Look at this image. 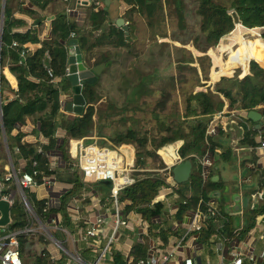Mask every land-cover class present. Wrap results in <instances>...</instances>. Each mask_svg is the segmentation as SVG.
I'll return each instance as SVG.
<instances>
[{
	"label": "trees",
	"instance_id": "1",
	"mask_svg": "<svg viewBox=\"0 0 264 264\" xmlns=\"http://www.w3.org/2000/svg\"><path fill=\"white\" fill-rule=\"evenodd\" d=\"M124 1L131 5L130 11L136 9L145 16L147 25L151 27V32L156 24L164 22L166 18L168 22L174 19L177 28L184 30L186 28V14L189 10L198 17V32L188 41H181V44L189 42L203 54L193 57L192 53L189 52L187 58L181 57L174 60L179 71L185 67L193 71L194 86L205 85L206 82H202V79L204 81L208 79L205 61L209 60V56L205 52L216 46L219 40L233 29L230 44H236L237 47L231 51L227 60L219 65L215 76L217 77L222 67L225 71H232L234 67L240 69V75L220 76L212 88H209L208 85L206 89H191L186 92L183 109L177 114L162 117L163 114L153 110L152 117L158 121L159 126L150 138L146 134L139 133L137 129L131 128L123 133L109 135L108 137L113 144L129 146L135 168H144L148 158H151L153 162L158 158L160 159L158 150L174 147L177 141L181 143L178 154L182 160L189 159L194 162L197 159L195 156L199 157L212 150L209 140L211 136L205 134V128L223 106L227 107V113L231 109H239L245 112L251 109L259 110V112L264 111V0ZM34 2H41L44 5L47 0H34ZM233 14L237 17L238 24H234ZM106 21L108 23L107 10H94L91 6L88 14L90 31L100 32L94 37L97 44H88L90 34L79 31L74 23L69 22L60 13L52 21V38L42 42L41 46L33 52L21 56L22 44L37 40L36 31L31 29L22 33L14 32L12 28L21 22L12 17L10 0H5L0 42V67L2 69L3 66L7 65L9 71L14 75L17 82L15 91L17 96L10 101L0 103V121H2L11 162L14 163L17 158H21L25 162L23 171L31 173L32 169H36L38 173L34 178L37 182H41L45 176H60L58 172L50 169L45 154L46 148L52 145V137L57 127L65 131L64 142L69 139L81 138L85 142H92L91 136L93 135L106 137L101 131L103 124L100 123L103 113L101 103L106 99L98 94L96 85L101 74L112 65L114 56L112 51L106 50L96 55L93 64H103L104 69L97 76L95 82L82 85L81 94L85 101L82 112L80 114L59 113V95L70 90L69 81L65 76V68L67 67V42L71 32L74 33L83 57H86V51L94 45L105 44L115 49H126L130 52L128 48L131 47V38L127 40L124 30L113 23L109 24L107 28L103 27ZM128 25V31L131 32V23L128 22ZM240 27L249 30L262 28L261 40L253 41L259 36L241 38ZM165 36L166 34L162 31L154 32L151 35V40L158 41L159 37L164 38ZM13 41L17 42L16 46H12ZM161 43L167 44L168 42ZM194 62L199 65L201 73L196 70L195 65H193ZM47 69H50V75ZM158 77L156 71L147 74L139 73L137 81L126 87V102H136L143 95L153 94L149 85L152 80ZM57 78L59 79L58 82L56 81ZM167 78L173 87L176 83L179 84L185 80L184 76L179 73L171 74ZM7 85L8 82L0 70V93L2 87ZM158 91H160L161 96L156 101L155 106L163 108L169 92L162 88ZM29 116H36L39 120V131L43 137L49 139L48 145L37 142H21L18 134L11 136V130L14 126L17 123H23ZM247 120L251 121L250 119ZM255 133L257 130L254 128H245L241 143L255 146L256 141L253 138ZM101 143L107 145L104 141ZM39 147L41 148L40 152L37 151ZM32 161H35L34 166L31 165ZM162 162L154 169L163 168L164 163ZM7 170L6 160L2 159L0 161V176ZM199 172L200 168H195L186 182L177 184L176 191L179 198L175 217L180 219L182 214L193 209L196 204L202 211L208 207H214L220 216H210L203 221L198 231L200 241L207 244L211 234L217 236L214 241L221 240L226 244L232 239H241L255 225L258 215H264V203H255L252 207L244 208L242 223H240L239 214L232 215L230 210L223 206L224 198H216L212 195L217 183L208 179L203 184ZM67 173L63 175L65 179L68 177L77 181L74 172ZM141 175V172L132 174L135 181L118 194L117 200L124 203L123 210L125 212H137L147 222L155 224L154 219L162 214L164 208V203L155 201V197L160 193L161 188L166 186V182L164 178L158 175V171H151L145 176ZM23 191L38 220L44 222L48 212L44 202L33 199L27 188ZM13 192L15 193L14 185H10L0 192L2 196L10 197L12 195V203L9 208L11 221L6 224L5 232L15 233L23 264H52L45 249L41 248L36 251L38 243L45 244L48 242L47 236L42 232L34 233L24 230L31 224L34 225L35 221L25 209L21 199L13 195ZM189 192H191L190 196L186 198V194ZM214 202L216 206H213ZM167 233V229H157L156 232L162 241H166ZM256 245L257 248L264 247V239L258 240ZM145 249L143 244H133L131 264H135L138 259L145 257ZM108 250L112 257V264L123 263L118 252H114L110 247ZM242 264L247 263L244 261ZM261 264H264V261Z\"/></svg>",
	"mask_w": 264,
	"mask_h": 264
},
{
	"label": "crops",
	"instance_id": "2",
	"mask_svg": "<svg viewBox=\"0 0 264 264\" xmlns=\"http://www.w3.org/2000/svg\"><path fill=\"white\" fill-rule=\"evenodd\" d=\"M1 6L2 0H0V29L2 30ZM10 6L12 17L21 22L12 28L14 32L22 33L31 29L36 31L37 40L35 42H25L22 44L26 47V54L33 52L41 46L42 42L52 38V21L60 13L63 14L69 22L74 23L79 31L84 34H90L88 36V44H97L95 43L94 37L97 36L100 31H90L91 26L88 22V14L91 6L94 10H107L108 23L106 21L103 27L107 28L108 25L112 23L116 25L115 22L118 18L123 19L128 30V22L131 23V32L128 31V39L131 38V47L128 48V50H133L138 43L143 44L144 41L146 43L151 42V27L147 25L145 16L136 9L130 11L131 5L124 0H83L80 4L76 3L75 0H47L44 5L41 4V2H34V0H10ZM165 22H168L167 18ZM69 37L75 38L74 33L73 37L70 35ZM169 37L170 35L167 33L164 38L166 39ZM256 40H261V38L259 37L253 41ZM106 50H110L113 54H117L114 51L120 50V48L115 49L105 44L99 46L94 45L86 51V57H83L82 54V59L88 66H94L95 64L93 63L96 59V55ZM0 70L8 82L7 86L2 87L0 93L1 103L16 98L17 95L15 91L17 89V82L7 65L3 66L2 69L0 67ZM229 72L231 71H225L222 67L217 77ZM56 81L58 82L59 79L57 78ZM71 99V90L62 92L59 95L60 114H72L66 110V105ZM221 110L224 111L226 116L223 121V128H217L216 132L209 137L212 150L199 156L201 158H206V162L203 166L200 165L198 159L194 161L191 173L195 168L197 169V167H199L200 178L202 172L205 174V179L202 181L203 184L208 179L217 183L212 195L216 196V198L226 199L228 201L226 203V209L237 211L240 216V223H242L244 208L247 206L252 207L255 203H264V177L261 170V161L256 157L254 146L241 143L245 128H254L255 130H257V128L256 123L252 121L246 120L243 122L240 120L238 116L241 115L243 111L231 109L227 113L228 110L225 106H223ZM233 110L239 112H235L231 115L230 113ZM243 114H247V112ZM39 126L40 122L36 116L26 117L23 123H17L14 126L11 130V136L18 134L20 135L21 142H37L39 144L48 145L49 139L43 137L39 131ZM64 136L65 131L57 127L52 137V145L48 146L45 150L50 169L58 172L60 176H45L43 180L46 181L39 182L37 185L27 188L30 196L33 199L42 200L48 210L44 222L39 221L38 218H35V216L29 212L35 221L34 225L31 224L27 227L30 229L29 232H42L48 238L47 243H38L36 245V251H39L41 248L45 249L52 264H100L96 263V259L99 252L105 247L106 238L112 235L115 229V218L117 214L126 221V225H118L116 231H114L113 241L107 246L103 264H112V257L108 250L109 247L114 252L120 254L123 261L122 264H131L133 259L132 246L135 243L144 245L146 248L145 256L169 250L176 240L184 234L185 228L192 221L194 212V208L189 209L182 214L180 219L175 217L178 210L179 195L176 191L177 183L173 181L171 171L164 172L167 173V176L164 178L166 182L164 188H168V190L160 191L162 193H159L155 197V201H162L164 203L163 212L158 218L154 219L155 224H150L137 212H125L123 210L124 203L118 202V195L116 197L112 196L110 186L101 181L93 179L85 180L82 177L75 166L76 160L72 144L76 139H69L64 142ZM94 137L95 139L104 138L93 135L91 136L92 141L95 140ZM253 138L254 141H256V133ZM8 155L0 130V161H2V159L6 160L8 170L13 167L20 169L22 172L24 170V160L17 158L15 162L12 163ZM154 171L158 170L156 169ZM69 172L75 173L77 181L68 177L65 179L63 175H65V173L69 174ZM159 172L161 171L159 170ZM3 175L4 173L1 174L0 180ZM3 182L0 187L3 185ZM6 184L7 186H15V193L13 192V195H20L13 181L7 182ZM256 191H262L263 194L260 199L253 200L251 194ZM190 193L191 192L186 194V198L190 196ZM244 197L247 198L246 206H242V199ZM236 206H238L237 210ZM8 215L9 217L6 224L11 221L10 213ZM99 218H102L100 227L103 229L105 237L101 238L96 248L97 250H94V254L89 251L84 242L79 240V236L82 231L94 224ZM6 224L3 226L0 225L1 234L6 233ZM157 229L168 230L166 241H162L156 234ZM249 232H251V234H249ZM256 234L257 232H252V228H250L246 234L242 236V239L254 241ZM198 235L199 233L195 234L193 238L189 236L183 238V245L178 248L177 255L175 256L176 259L180 261V264L182 258L185 256L201 260L206 257L212 259L211 257L215 256L216 258L217 254L220 252V248L216 249V247L221 240L214 241L217 236L213 238L210 236L208 241L209 244H205L200 241ZM237 241L238 239H232L230 244L235 245L238 243ZM202 253L204 255H202Z\"/></svg>",
	"mask_w": 264,
	"mask_h": 264
},
{
	"label": "rangeland",
	"instance_id": "3",
	"mask_svg": "<svg viewBox=\"0 0 264 264\" xmlns=\"http://www.w3.org/2000/svg\"><path fill=\"white\" fill-rule=\"evenodd\" d=\"M185 22L186 28L184 30L177 28L174 19H171L169 22H161L154 26L151 35L154 32L157 33L162 31L165 34L168 33L172 39L170 37L166 39L159 38L158 41L151 40V42L148 43L144 41L143 44L138 43V45H136L130 52L126 49L114 51L117 54H114L113 56V64L101 75L99 82L96 85L98 94L106 99L101 103L103 113L100 120V123L103 124L101 126V131L106 137L100 139L97 138L92 142L98 145H102L101 141H104L105 143H107V141L111 142L108 137L109 135L123 133L130 128L137 129L139 133L146 134L147 137L150 138L151 135L155 134V130L159 126L158 121L154 120L152 117L153 110L154 112L163 114L162 117L177 114L183 109L184 95L186 92L191 89H206L207 85H209V88H212L214 82L223 75H240V69L234 67L229 73L219 75L218 77L215 76L216 69L219 65L222 64V62H225L230 52L237 47L236 44H230L233 29L227 35L223 36L216 46L209 48L205 52L209 56V60L205 61L208 79L205 81L202 79V82H206L205 85L194 86L195 80L193 71L188 67L179 71L177 65L174 63V60L181 57L187 58L189 52L192 53L193 57L203 54L202 52L197 51L189 42L181 44V41H188L190 37L198 32V17L193 14L191 10L187 11ZM239 29L241 38H250V36L260 37L262 31V28L249 30L248 28L240 27ZM161 42L168 43L163 44ZM208 64H210V66H208ZM193 65H195L198 73H201L199 65L196 62H194ZM154 71L158 73L159 77L152 80L149 85L151 90H153V94L143 95V97L136 102L127 103L125 100L126 87L137 81L139 73L147 74ZM176 73L182 74L185 80L179 84L176 83L175 87H173L167 77ZM160 88L169 92L168 99H166L163 108H161V106H155L156 101L161 96L160 91H158ZM122 108H124V110H121ZM161 154L167 161L170 160V153L162 152ZM161 162V158L154 160V162L151 161V158H148L145 167L140 168L143 169L140 171L141 174L145 176V174L151 173V167L154 168ZM192 164L194 165V162H192ZM164 172L165 171H158V175L165 178L167 173ZM2 182L3 177H1L0 185ZM5 185L7 184L3 182V187ZM4 189L5 188L2 190ZM16 196L22 201L21 194L19 196L17 194ZM227 202L228 201L224 199V207ZM213 206H216L215 202ZM230 212L232 215L238 214L237 211L231 209ZM84 244L88 247L91 253L95 254L94 250L96 249V245H92V239H89V243ZM202 255L204 254L202 253ZM211 258L214 259L215 256Z\"/></svg>",
	"mask_w": 264,
	"mask_h": 264
},
{
	"label": "built area",
	"instance_id": "4",
	"mask_svg": "<svg viewBox=\"0 0 264 264\" xmlns=\"http://www.w3.org/2000/svg\"><path fill=\"white\" fill-rule=\"evenodd\" d=\"M76 3L80 4L83 0H75ZM73 37V33L70 34ZM17 42L13 41L12 46H16ZM26 47L22 45L20 55L24 56L26 54ZM48 74L50 75V69H47ZM68 74V66L65 68V76ZM243 111V110H239ZM231 111V115L235 112ZM245 111H243L244 113ZM241 114L238 117L243 122L247 120L246 114ZM226 116L223 110H220L216 115L207 123L205 128V134L207 136L213 135L217 128H223V121ZM95 139V137H94ZM180 142L177 141L174 147L170 148H161L158 150L160 157L165 163V166L158 171H170L171 167L176 163L182 160L178 154V149L180 147ZM72 147L74 148V157L76 160L75 166L81 173L82 177L87 179H93L96 181L100 180H109L110 181V191L112 196L116 197L121 191L127 186L131 185L135 181V177L132 176L134 172H140L143 169L135 168L133 165V155L128 145H115L107 141V145H98L94 142H85L82 138L74 140ZM256 157L261 161V170L264 177V111L261 112L260 126L257 129L256 133V145L254 146ZM38 152L41 151L39 147ZM170 153V160L167 161L161 154ZM200 165L206 162L205 157H197ZM10 161V160H9ZM35 161L31 162V165L34 166ZM156 169L151 167V171ZM36 169H32L31 173L22 171L18 168L11 167L10 170H7L3 175V181L5 183L13 181L18 191L21 194V190L25 188L32 187L37 185V182L34 176L37 174ZM201 179L204 181L205 174L201 173ZM46 180H41V182ZM3 188H8L7 185L0 187V192ZM168 188L162 187L160 191H166ZM162 193V192H160ZM262 191H256L251 194L253 200H258L262 197ZM6 199L9 204L12 203V199L8 196H2ZM22 198V196H21ZM25 209L29 211L28 205L22 198ZM31 213V212H30ZM220 216L219 212L214 207H208L205 211H202L199 206L196 204L194 207L193 218L191 223L185 228L184 234L176 240L173 246L165 251L158 252L157 254H152L145 256L136 261L135 264H180V261L176 259L178 248L183 245L184 237H195V234H198L200 227L203 224V221L210 216ZM102 223V218L96 220L94 224L86 228L81 232L79 240L84 243H89V239H92V245L96 248L99 245L102 237H105L103 229L100 227ZM118 225H126V221L123 220L120 216L115 218V229ZM25 231L29 232V228H25ZM113 231V233H114ZM252 232H257L254 241H248L246 239H238V243L230 244L220 241L217 244L216 249L220 248V252L217 254L215 259H210L206 257L205 259L192 258L190 256H185L181 260V264H242L246 261L247 264H261L264 261V247L257 248V241L264 239V215H259L255 221V225L252 227ZM112 235L106 238V244L102 251L99 252V255L96 259V263L103 264L104 255L107 250V246L113 241ZM251 234V232H249ZM211 238L216 237V234H211ZM97 250V249H96ZM0 264H23L19 251H18V240L14 232L0 233Z\"/></svg>",
	"mask_w": 264,
	"mask_h": 264
},
{
	"label": "water",
	"instance_id": "5",
	"mask_svg": "<svg viewBox=\"0 0 264 264\" xmlns=\"http://www.w3.org/2000/svg\"><path fill=\"white\" fill-rule=\"evenodd\" d=\"M4 3H5V0H2L1 22H2V16H3V11H4V5H5ZM233 21H234V24L239 23L237 17L234 14H233ZM115 23L118 27H121L124 30L126 39H128L129 38L128 27L127 25L124 24L123 19L118 18ZM0 40H1V29H0ZM67 53H68L67 55L68 74L66 78L69 81V84L71 86L70 90L72 93V99L70 102L67 103L66 110L73 114H80L85 106V101L81 94V87L84 83H93L96 81L97 76L100 74L101 70L103 69V64L88 66L82 59V54L79 49L76 38H70L68 40ZM246 115H247V118H249L252 122L256 123V128L258 129L260 126L261 112L251 109L247 111ZM0 128H1V134L4 140L6 152L7 154H9L8 149H7V143L5 139V133L3 130L2 121H0ZM191 168H192V162L189 159L181 160L175 163L171 167V170H170L173 181L177 184L186 182L190 177ZM100 181L108 186H110L111 184L109 180H100ZM21 196L23 200L25 201V203L28 205L29 211L32 213L33 216H35V218H37L33 209L31 208V206L29 205L26 199L23 190H21ZM246 203H247V198L244 197L242 199V206H246ZM9 208H10V204L8 203L6 199L2 198L0 194V225L2 226L5 225L8 221ZM237 209H238V206H236V210Z\"/></svg>",
	"mask_w": 264,
	"mask_h": 264
},
{
	"label": "bare ground",
	"instance_id": "6",
	"mask_svg": "<svg viewBox=\"0 0 264 264\" xmlns=\"http://www.w3.org/2000/svg\"><path fill=\"white\" fill-rule=\"evenodd\" d=\"M170 155V154H169Z\"/></svg>",
	"mask_w": 264,
	"mask_h": 264
}]
</instances>
